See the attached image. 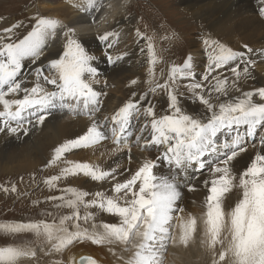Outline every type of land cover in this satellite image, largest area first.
<instances>
[{
	"label": "snow or ice",
	"instance_id": "1",
	"mask_svg": "<svg viewBox=\"0 0 264 264\" xmlns=\"http://www.w3.org/2000/svg\"><path fill=\"white\" fill-rule=\"evenodd\" d=\"M73 6L91 11L98 8V2L80 0ZM261 14L264 15V8ZM33 19L31 30L18 41L13 36L20 23L3 29L0 35V132L17 134L22 130L27 135L25 123L31 124L35 118V123L42 125L57 108L86 116L91 123L82 135L56 146L46 165L53 167L61 161L65 164L59 174L43 183L49 190L61 193L48 197L49 202H57L53 207L69 211L44 212L43 219L0 223V235L10 240L0 246V264L35 260L34 245L41 241L47 246L40 248L44 255H61L74 243L88 241L94 245L120 246L122 252L130 253L127 258L117 256L123 264H162V254L169 245L187 247L194 241L198 221L203 225L200 243L211 256L210 264H264V136L259 139L261 150L243 170L237 173L233 165L240 153L247 151V141L252 140L255 146L259 132H264V87L242 92L238 97L229 96L230 89L239 91L237 82L241 74L246 78L250 75L252 61L246 59L245 52L205 39L203 43L211 52L206 71L199 77L191 56L181 65L170 63L166 73L164 69L157 73V65L164 61L157 54L154 37L137 30L138 41L144 42L140 52L146 57L147 89L139 97L133 93L111 116L100 121L95 115L101 109L100 97L106 93L94 89L90 82L97 75L91 63L94 57L58 19L41 16ZM58 29L65 41L62 55L50 60L46 68L36 66L25 74V61L35 64L47 40L55 38ZM118 36L116 32H106L98 39L111 48ZM122 58L108 55L109 63ZM241 65H244L242 69ZM225 67L235 77L231 84L227 77L221 78L222 74L212 76ZM27 75L34 77L31 87L25 86ZM182 81L187 83L181 85ZM136 84L137 80L131 81V85ZM181 86L194 103L204 106L203 113L190 114L182 109ZM158 94L167 97V108L162 114H157L149 99ZM141 114L144 123L134 143L142 150L154 149L158 155L155 160L144 159L123 181L117 180L115 169L106 170L65 158L67 153L94 147L109 138L115 149L128 147L130 153L132 122ZM160 163L168 166V174L155 171ZM189 169L201 175L207 172L203 181L206 195L199 218L191 214L185 218L184 209L177 204L182 187L195 190L187 183ZM80 175L98 183L109 180L115 183L110 194L89 193L71 186L59 188L62 179ZM234 189L240 198L226 211V196ZM10 190L15 192L16 187L13 185ZM90 195L92 199H88ZM91 209L118 217L119 223L97 225ZM88 224L90 228L82 226ZM25 234H30L32 239H21ZM109 251L117 255L113 247ZM51 264L62 261L54 259ZM69 264L97 262L91 257H81L79 261L72 257Z\"/></svg>",
	"mask_w": 264,
	"mask_h": 264
},
{
	"label": "bare ground",
	"instance_id": "2",
	"mask_svg": "<svg viewBox=\"0 0 264 264\" xmlns=\"http://www.w3.org/2000/svg\"><path fill=\"white\" fill-rule=\"evenodd\" d=\"M51 1L52 0H47V2ZM109 1L110 0H97V9L91 11L80 10V14H77L78 16L60 21L61 25L66 26L67 29L76 26L73 28L74 30L71 29L75 38L82 44L88 54L94 57L91 63L92 66L96 68L97 75L95 79L90 82L94 89L106 93V95L100 97L102 100L101 109L95 115V119L100 121H103L106 116H111L124 102L132 97L133 93L139 97L147 89L145 83L146 78L137 81L136 85H131L130 82L134 77L139 78L141 76L140 73L136 74V71L146 65L144 62L146 57L140 52V48L143 46L144 42L138 41L136 35L137 27L135 26L134 18L130 16L128 11H125L127 7L130 8L131 4L128 5V2L125 1V4H123V2L121 3V5H123L119 6L120 3L115 5L111 2V8H107ZM173 1L176 3L175 7L178 9L179 14H184L188 19L193 20L195 24L199 25L193 28V31H197L194 36H191V33L185 34L186 36L182 35L183 39L186 40V46L191 56H193V68L197 77L206 71L209 62L207 59V64H204V59L199 58L201 49H204L201 48L203 42L201 43L200 40L210 39L230 47L235 51L245 52L246 59L252 61L249 65V77L246 78L243 73L241 74V78L237 82L239 91L230 89V97H238L242 92L264 87V15L261 14V9L264 8V0ZM6 2L7 0H0L1 5H4ZM77 2L78 4L80 3V1ZM104 8H106V17L100 24L101 28L98 30L96 26H89L88 24L93 22L97 18L98 12ZM56 15L59 16L58 14ZM57 19L60 20V18ZM185 23L187 22L185 21ZM188 29L192 30L188 26L183 27V30ZM106 32H116L119 34L116 42L111 48H106L105 44L101 43L98 39L100 35ZM0 35H3V32ZM64 42L63 32L58 29L55 38H49L47 40L41 54L36 58L35 64L25 61L26 67L23 69V72L28 74L36 66H44L46 68L50 60L56 59L62 55ZM204 47L206 48V46ZM248 49L252 51L248 52ZM205 52L206 57H208L210 52L204 49V53ZM168 54H170L169 51H167V55ZM108 55H112L113 57L122 56L123 58L115 63H109ZM243 67L244 65H241V69ZM254 68L255 71H253ZM229 69V67L218 69L216 72L212 73V76L222 74L221 78L227 77L231 84L235 77ZM160 70L161 67L157 66V73H159ZM33 80L34 77L32 75H27L25 86L31 87ZM209 80L211 81V77ZM180 83L183 85L187 83V81H182ZM47 87L51 89L52 86L48 85ZM179 90L184 93V95L180 96L182 109L190 114L203 113L205 111L203 105L191 102V95L183 86H181ZM149 99L152 104L155 105L157 114H162V112L166 110V95L158 94L156 96H150ZM254 99L260 102L258 97H254ZM32 120L33 122L31 124H24V128L28 129L27 135H25L22 130L17 134H10L7 130L0 132V170L12 167L14 169L13 172L16 173L12 174V172L8 174L12 175L9 179L19 181L21 179L19 178L20 176L27 177L28 175L35 178L36 171L38 172L42 165L47 169L50 168L46 167V165L52 156L53 149L67 140L82 135L86 131L87 126L91 123L86 116H77L67 109L59 108L52 110L51 113L47 115L42 125H37L35 123V118H32ZM143 123L144 117L142 114L133 120V136L130 138L129 144H133L135 140L134 130L138 125L142 126ZM145 135H147V133H145ZM262 136L263 135L258 134V141L255 142V146H253V143H246L247 151L240 153L236 160L233 161L235 172L239 173L243 170L250 163L255 154L261 150L259 139ZM139 148L141 149V147H138V149ZM123 150L129 151L128 147L126 148L123 146L118 150L115 149L112 140L109 138L108 142H101L86 150L78 149L67 153L65 158L73 162H85L91 165H97L102 169L108 170L118 165L120 166V164L124 163L126 159H129V156H131V159L127 160L130 163L127 172L123 169L124 172L115 170L117 180L123 181L138 169L144 159L155 160L158 155L154 149H150L152 152L143 150L142 156L138 155V152H133L132 155L125 153H123V155H116L118 154L116 151L121 152ZM64 166L65 164L61 161L58 165L53 167L60 172L61 168ZM155 171L158 174L166 175L169 169L165 163H160V166L155 169ZM192 176L191 184L194 186L195 190L189 191L187 187L181 188V198L195 201V204L190 203L191 206L186 207L188 211L185 212L187 214L184 213L185 218L189 214L198 218L200 217L203 211L202 204L206 195L203 188V181L207 178V172H205L204 175H201L199 172H196V174L192 172ZM46 178L48 177H44V179ZM73 178V182H71L70 185L71 187L89 193L103 191L110 194L109 190L111 185L115 183V181L111 180L98 183L83 175L73 176ZM26 184L25 181L18 184L15 183L14 186L16 187V191L11 192V195L18 194L22 186ZM58 186L61 188L62 184L58 183ZM48 190L49 189H47L46 192H44V190L38 191V201L40 205L42 201L46 202V204L50 203V208H52L57 202L48 201V197L53 196V190H50V192ZM1 195L2 194H0V196ZM239 198V193L235 189L231 193H228L225 199L226 211L233 207ZM88 199H92V196L90 195ZM91 211L95 215V223L97 225L101 223H113V219H118V217L111 215L105 217L106 213L98 209H91ZM82 226L91 227L90 224ZM202 230L203 225L198 221V229L194 241L190 243L189 246L171 245L170 250L172 252L171 255L167 257L168 264H210L211 256L200 243ZM110 247L114 248L117 255H113L112 252L109 251ZM65 253L67 264H69L70 258L72 257H75L77 260L83 256L90 257L89 255L93 256L91 258L95 259L97 264H123V260L117 259V256L123 255L127 258L130 255V253L122 252L120 246L94 245L88 241L74 243Z\"/></svg>",
	"mask_w": 264,
	"mask_h": 264
},
{
	"label": "rangeland",
	"instance_id": "3",
	"mask_svg": "<svg viewBox=\"0 0 264 264\" xmlns=\"http://www.w3.org/2000/svg\"><path fill=\"white\" fill-rule=\"evenodd\" d=\"M77 1L80 0H75V1L52 0L51 2H47V0H11V1L7 0V2L4 5L0 4V34L3 32V29L8 28L11 25L20 23L21 27L15 29L13 36V39L18 41L25 34H27L28 31L31 30L32 25L35 22L33 18L36 16H41L46 18L48 17L54 19L60 18L59 21H62L63 19H71L73 17H76L78 16L77 14H80V9L73 6L75 4H78ZM125 1L128 2V5L131 4L130 8L127 7L125 11H128L130 16L134 18L135 26L137 27V30H139L142 34H146L148 36L154 37V43L156 45L157 54L158 56L162 57L164 61L163 63L158 64L157 66H160L161 69H164L165 73L167 72V68L170 63L181 65L189 56H191L189 49L186 46V40L183 39L182 35L186 36L185 34L191 33L190 35L194 36V34L197 31L196 30L193 31V28L198 27L199 25L195 24L193 20L188 19L184 14H179L178 9L175 7L176 3L173 0H110L109 3L107 4V8H111L110 7L111 2H113V4L115 5L120 3L119 6H122L123 4H125ZM121 3L123 4L121 5ZM105 12H106V8L98 12L97 18L88 25L89 26L93 25L94 27L96 26L97 29L99 30L101 28L100 24L106 17ZM56 14H58L59 16H57ZM185 21L187 23H185ZM184 26H188L192 30L189 29L183 30ZM74 27H70L69 29L74 30L73 29ZM168 37H171V39H168ZM203 41L204 39L200 40L201 43ZM204 46H205L204 43L203 45L201 44V48H204L206 51L211 52V49L207 47L206 49ZM204 49H201V54H199V58H203L204 64H207L208 57H206V52L204 53ZM167 51H169L170 54L167 55ZM191 58H193V56H191ZM253 71H255V68L253 69ZM138 73H140L141 76L139 78L134 77L132 80L139 81L145 79L147 76V65H144L139 70H137L136 74ZM191 102L193 101L191 100ZM196 103L199 104L198 102ZM140 127L141 125H138L134 130L135 135L139 133L137 131L139 130ZM223 140L224 139L222 135L221 142H223ZM108 141L109 139H106L102 142H108ZM129 146L131 147L130 153H128L129 152L128 150H123L121 152L116 151L118 153L116 155H123V153L132 155L133 152H138L139 154L138 153L137 154L142 156L141 154L143 150L140 148L138 149L139 146H137L134 142L133 144H129ZM120 148H122V146ZM86 149L87 148H83L81 150H86ZM147 152H152V150L149 149L147 150ZM127 160L129 159H126V161ZM126 161L124 163H126ZM124 163L120 164V166L118 165L117 167H113V169L119 168L115 170H118L119 172H124V171L127 172L130 163L128 161L126 164ZM13 170L14 169L12 167L8 169L0 170V194H2L0 196V223L27 221L29 219H43L45 218L44 216H42V213L44 212L57 213L60 211L62 212L69 211L68 209L58 210L54 207L50 208L51 204L50 203L46 204V202L44 201H42L40 205V202L38 201V191L44 190V192H46L48 189L43 183V181L45 180L44 177H49L52 175L59 174L58 173L59 171L54 169V167L53 168L50 167L47 169L44 167V165H42L38 170V172L36 171L35 178L30 177L29 175L27 176L28 178L25 176L24 177L20 176L19 178L21 179L19 181L14 179H9L10 176L12 175H8V174H11ZM189 171H194V173L197 172L193 169H189ZM12 174H16V173L13 172ZM73 179H74L73 176H70L67 179H62L58 183L62 184L63 187L61 186V188L68 187L71 185V182H73L72 181ZM24 181L27 184L22 186L23 190L21 189L18 194L11 195L12 192L10 190L11 186L15 185V183L18 184ZM4 188H8L9 191L5 192ZM48 191L50 192V190ZM52 192H53V196L54 195L57 196L58 194H61L57 190L55 191L53 190ZM34 202H38V203L34 206ZM190 203L195 204V201H191L185 198H180V200L177 201L178 206L184 209V212L182 213L183 216L187 214L185 213L186 211H188V208L186 207L191 206ZM41 208L44 210H42ZM176 215H181V214L177 213ZM108 216H109L108 214L105 215V217ZM47 218L51 219V217H47ZM112 222L113 223L110 224L119 223V218L113 219ZM173 223H177V221L174 220ZM21 239H32V237L30 234H25L24 236L21 237ZM9 242L10 240L7 237L0 235V246H3ZM34 246L37 248V258L35 260L25 261L23 262V264H51V262L54 259H59L62 261V264H67L65 260L66 250L61 255H44V253L40 251V248L42 246L46 248L47 246L43 245L42 241L38 242ZM170 249H171V245H169L166 251L163 252L161 257L162 264H168L167 257L171 255L172 252ZM89 256L93 257L91 255Z\"/></svg>",
	"mask_w": 264,
	"mask_h": 264
},
{
	"label": "water",
	"instance_id": "4",
	"mask_svg": "<svg viewBox=\"0 0 264 264\" xmlns=\"http://www.w3.org/2000/svg\"><path fill=\"white\" fill-rule=\"evenodd\" d=\"M83 257H88V256H83ZM80 258H81V257H80ZM80 258H78L77 261H79Z\"/></svg>",
	"mask_w": 264,
	"mask_h": 264
}]
</instances>
